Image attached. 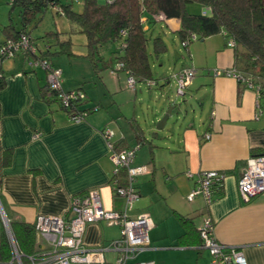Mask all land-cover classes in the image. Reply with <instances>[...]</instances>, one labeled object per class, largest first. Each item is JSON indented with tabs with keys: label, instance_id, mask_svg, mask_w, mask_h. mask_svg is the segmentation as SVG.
<instances>
[{
	"label": "crops",
	"instance_id": "1",
	"mask_svg": "<svg viewBox=\"0 0 264 264\" xmlns=\"http://www.w3.org/2000/svg\"><path fill=\"white\" fill-rule=\"evenodd\" d=\"M14 11H10L9 2L8 20L0 21V45L5 41L1 28L10 20L14 23ZM16 11L15 25L19 27ZM198 11L209 13L207 8ZM141 22L149 29L145 17ZM157 22H162L167 31L159 30L156 34ZM157 22L148 32L151 39L148 51H153L155 36L162 38L166 50L150 56L155 58V64L150 63L153 72L158 66L156 58L169 52L161 33L166 35L170 31L178 36L179 28L175 19L160 17ZM57 31L66 37L65 32ZM33 41L38 49L49 48L46 42L39 45L36 39ZM197 41L200 43L183 48L186 56L175 59L173 71L167 72L170 67L164 68L159 80L136 79L131 90L127 87L126 70L117 64L110 68V57L118 50V42L113 43L116 46L104 58L99 51L101 62L97 68L83 57L88 50L86 46L83 52H76L71 46L77 56H49L51 67L62 71L61 90L67 92L81 87L79 91L88 99L83 107H97L80 120L69 117L57 102H47L42 89L47 83L48 69L33 57V52L19 50L0 59V73L6 82L0 90V204L8 220L7 226L0 220V234L4 229L10 247L11 239L17 245L10 229L11 219L32 224L38 216L69 217L73 199L84 196L89 189L98 190L107 211L124 210L125 201L115 194L114 188L128 184V172L123 167L115 173L111 155L113 150L126 148H122L125 145L136 147L130 166L145 167L134 176L139 197L128 215L147 213L153 223L148 231V244L125 264L147 260L154 264H211V254L202 247L198 233L207 218L212 222L218 242L240 247L247 264H264V194L245 202L238 192V179L248 157L264 154V93L257 96L254 89L235 79L213 74L214 69L228 68L246 73L235 62L234 50L223 34ZM209 41L213 44L214 57L208 53ZM183 67L200 71L198 74L196 71L197 75L181 96V105L169 96L159 114H154L155 130L147 131L134 110L136 103L140 108L142 104V91L137 84L142 82L148 89H158L161 96L170 95L167 88L172 84L175 95L179 96L173 76ZM131 102L134 109L129 115L126 107ZM171 106L172 112L159 132L156 126ZM132 122L144 130L150 142L137 144ZM104 131H111L112 135L105 137ZM208 133L211 136L205 139ZM114 143L119 145L113 148ZM140 147L146 151H137ZM5 153L10 157L8 165H3ZM208 170L223 174L222 194L209 204L203 195L189 200L187 195L198 184L200 174ZM180 216L189 217L191 222L183 224ZM119 235V226L99 220L86 225L83 241L86 247H96ZM36 245L32 255L52 257L51 245L38 233ZM105 256L107 264H115L114 252H107Z\"/></svg>",
	"mask_w": 264,
	"mask_h": 264
},
{
	"label": "trees",
	"instance_id": "2",
	"mask_svg": "<svg viewBox=\"0 0 264 264\" xmlns=\"http://www.w3.org/2000/svg\"><path fill=\"white\" fill-rule=\"evenodd\" d=\"M73 0H11L10 11L18 10L19 27L10 20L2 26L5 38L0 45V59L7 57L4 47L8 41H17L21 35H26L35 48L33 57L49 61V56L64 54L77 56L71 50V37H63L57 30L49 31L42 36L46 38L49 48L38 49L33 41L29 26L40 20L50 8L61 7L71 22H75L80 33L85 35L87 53L83 55L93 65L99 67L101 62L99 48L105 43H117L118 50L112 52V64L122 63V70L129 71L137 80H154L150 65V56L158 55L166 50V44L160 36L152 38L153 51H148L150 43L149 29H152L157 18L175 19L179 23L177 34L182 47L187 49L193 41L205 37L223 34L228 41H233L235 62L246 73L256 74L258 83L264 86V0H114L111 3H99L97 0H84L80 12L75 11ZM209 9V13L190 11L192 6ZM191 6V7H190ZM58 14L59 11L56 10ZM149 22V29H145L142 18ZM11 19V18H10ZM53 39V42H50ZM48 41V42H47ZM50 48H53L50 50ZM38 50V52H37ZM9 52V48H8ZM108 62V61H106ZM51 66V63H50ZM105 66L104 68H106ZM238 83H241L237 81ZM6 85L5 77L0 73V90ZM81 87L75 89L79 91ZM47 102L55 101L66 111L69 117L84 118L97 107H83L88 99L79 94L70 98L67 104L59 97V91L50 89L46 83L42 89ZM137 144L143 145L151 140L147 139L144 130L132 122ZM117 144V143H116ZM119 145V144H117ZM115 143L113 148L116 147ZM127 146L122 145V148ZM8 153L3 155V165H8ZM222 180H216L211 185L212 198L222 194ZM2 203V201H1ZM1 220V219H0ZM183 224L191 222L189 217L180 216ZM10 229L22 255V263L29 262L28 257L34 254L37 243V232L34 223L28 224L11 219ZM199 233V231H198ZM12 259V249L9 238L4 229L0 234V264H9Z\"/></svg>",
	"mask_w": 264,
	"mask_h": 264
},
{
	"label": "built area",
	"instance_id": "3",
	"mask_svg": "<svg viewBox=\"0 0 264 264\" xmlns=\"http://www.w3.org/2000/svg\"><path fill=\"white\" fill-rule=\"evenodd\" d=\"M78 1V0H73ZM114 0H106L111 3ZM56 10L63 14V9L57 7ZM184 45V43H182ZM233 41H229V46L233 47ZM9 48V52H8ZM6 55L12 56L19 50L34 52L35 48L30 43L28 37L21 35L17 41H8L4 51ZM48 69L46 81L50 89L59 91V97L63 103L67 104L70 98L78 96L79 91L71 90L63 92L61 90L62 71L50 66L45 59L39 61ZM122 67V63L117 64ZM196 70L192 67H183L173 78L176 81V93L179 96L184 95L188 85L191 83ZM215 76H226L241 82L245 87L254 89L257 96L264 93V86L258 83V76L243 73L235 68L214 69ZM127 87L134 89L136 78L126 71ZM82 95V94H81ZM73 120H80L81 117L75 115ZM105 137L112 135L111 131H104ZM211 135H205L209 139ZM112 148V144H110ZM136 147L113 150L111 159L115 164V173L120 168H126L129 182L125 186L115 185V194L125 201V208L122 211H107L101 201V196L97 189H89L84 196L76 197L71 204L72 215L67 216H38L34 220L36 232L46 239L51 245L53 251L52 257H28L27 264H107L106 253L114 252L115 264H125L128 259L135 258L149 242L148 231L152 227V220L147 213L139 214L135 217L128 215L134 201L139 197V193L133 184L134 176L145 170V167H131L130 164L134 158ZM187 175H191L187 172ZM222 180L223 174L216 170L204 171L200 174L198 184L187 195L188 199H193L197 195H203L207 204L211 203L212 192L211 185L216 180ZM238 192L241 199L245 202L258 194H264V154L251 155L246 161L245 169L238 179ZM0 219L4 225H8V220L4 211L0 209ZM104 220L108 225H117L120 227L121 236L96 247H86L83 241V235L86 225L91 222ZM202 247L206 248L211 254V264H247V259L237 246H229L218 242L213 235V225L210 219H205L199 229ZM12 259L9 264H23L22 253L18 249L13 239H11ZM133 264H154V261H134Z\"/></svg>",
	"mask_w": 264,
	"mask_h": 264
},
{
	"label": "rangeland",
	"instance_id": "4",
	"mask_svg": "<svg viewBox=\"0 0 264 264\" xmlns=\"http://www.w3.org/2000/svg\"><path fill=\"white\" fill-rule=\"evenodd\" d=\"M99 3L104 4L106 2V0H97ZM9 2L10 0H0V21L1 22H7L8 20V9H9ZM83 3L84 0H78L73 2V7L75 9V11L80 12L83 8ZM199 6L197 5H193L190 8V11L193 12H197L199 10L198 8ZM13 16V21L16 24L18 22V16H17V11L15 10L12 13ZM163 27V28H161ZM29 30L31 31L33 37L36 39L37 43L39 45H42L43 43L46 42V38H42V36L45 34V32L50 31V30H60L65 32L66 36L70 35L71 37V41H72V47L73 50L76 52H83L85 51V44H86V38L85 35L80 33L78 30V27L76 26L75 22H71L69 20V18L65 15V14H58L56 12V8H50L46 11V13L43 15V17L40 20H35L30 26H29ZM160 31H167L165 26H163L162 22H157L156 23V34ZM161 35L165 38V42L167 43V46L169 48V52L168 54L162 55L160 58H156L157 61V65L155 66L153 75H154V79L159 80L160 76L162 74H164L165 69H167L168 67H170V69L167 70V72H171L174 70V65L176 63V58H182L184 59V57L186 56V51L183 49L182 47V43L180 42L178 36H176V34H173L172 32H168L166 35L162 34ZM48 42V41H47ZM50 42H53V39H50ZM199 44V41H193L191 44ZM208 44V53L210 55V57H214V50L212 48L213 44L211 41L207 42ZM44 45V44H43ZM116 45L113 43H106L100 46V54L103 56V58L110 52L111 49H113V47H115ZM203 56V51H201V57ZM55 57V56H54ZM62 59L66 58L65 56H62ZM180 60V59H178ZM155 58L151 57L150 58V63L151 64H155ZM160 62L163 63V66H159ZM179 66V64H176V68ZM165 68V69H164ZM193 68V67H192ZM197 74L199 73L200 70H196ZM205 71H207L205 69ZM213 72V70H212ZM196 74V75H197ZM140 86L139 88L142 91V94H140V96H142V104H141V108L140 105L138 103H136L135 109H134V103H130L129 105H127L126 110L128 112V114H132V110L134 109L135 111H137L139 113L140 116V123L141 126L146 129L147 131H151L152 129L155 130L152 119L154 118V114L160 111L162 103L168 99L169 96H171L172 100L177 103V105H181L182 103V97L180 96H176L175 95V87L173 88V85L171 84L170 86H168L167 90L170 91V95H160V91L158 89L155 88H151L148 89V87L144 84V83H138L137 86ZM136 86V87H137ZM90 91H91V87ZM128 89V88H127ZM131 90V89H129ZM178 105V106H179ZM204 112H207V110H205ZM142 114V116H141ZM159 114V113H158ZM144 117V118H143ZM168 127V125H167ZM162 130H160L159 132H162ZM141 149H143L142 151H146L145 147H140L137 149V151H140ZM121 236V231H120V235ZM118 237V238H119ZM116 238V239H118ZM112 256V255H110Z\"/></svg>",
	"mask_w": 264,
	"mask_h": 264
},
{
	"label": "water",
	"instance_id": "5",
	"mask_svg": "<svg viewBox=\"0 0 264 264\" xmlns=\"http://www.w3.org/2000/svg\"><path fill=\"white\" fill-rule=\"evenodd\" d=\"M172 109H173V106L169 107V108L167 109L166 113H165V114L163 115V117L160 119V121L158 122V124H157V126H156V128H157L158 130H162V129H163L165 123H166L167 120H168L169 115H170L171 112H172ZM0 209L3 210L1 204H0Z\"/></svg>",
	"mask_w": 264,
	"mask_h": 264
}]
</instances>
